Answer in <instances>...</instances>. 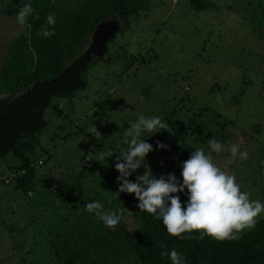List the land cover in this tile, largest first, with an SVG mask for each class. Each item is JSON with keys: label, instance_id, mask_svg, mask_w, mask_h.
Segmentation results:
<instances>
[{"label": "rangeland", "instance_id": "rangeland-1", "mask_svg": "<svg viewBox=\"0 0 264 264\" xmlns=\"http://www.w3.org/2000/svg\"><path fill=\"white\" fill-rule=\"evenodd\" d=\"M204 1L213 6L197 12L190 0H153L148 11L130 18L124 35L112 39L110 52L117 61L109 66L101 61L91 64L83 91L71 101L52 100L43 116L45 128L36 135L31 163L37 172L46 173L45 186L37 181L35 191L24 195L14 188L22 171L8 169L15 164L11 158L8 166L0 161V264L43 262V248L33 236L45 230L43 217L38 215L58 207L52 193L70 169L88 173L79 195L89 200L100 192L104 199L95 201L110 211L119 188L117 157L128 147L123 142L124 131L141 114L159 116L168 125L142 136L153 148L144 160L153 176L174 173L182 183V164L189 159L183 147L203 148L217 167L236 177L241 191L250 193V200L264 204V0ZM27 2L0 0V66L6 46L24 27L5 15L3 3L15 11ZM92 124L101 133L99 140L90 133ZM213 138L224 145L223 151L212 152L208 141ZM157 142L167 148H157ZM232 144L246 151L247 159L241 160L239 153L232 157ZM92 149L97 157L100 152L113 155L100 162L88 161L85 157ZM144 171L141 166L128 179L136 182ZM91 178L97 182L91 184ZM46 186L53 192L48 193ZM42 199L45 203L39 208L37 202ZM135 200V194L120 193L114 205L124 209L119 224L127 233L138 227L131 217ZM90 214L98 219L95 212ZM263 218L264 212L257 221ZM89 232L93 239L104 238L96 226ZM105 246L101 257L125 248L113 239ZM110 264L136 263L125 258Z\"/></svg>", "mask_w": 264, "mask_h": 264}, {"label": "trees", "instance_id": "trees-1", "mask_svg": "<svg viewBox=\"0 0 264 264\" xmlns=\"http://www.w3.org/2000/svg\"><path fill=\"white\" fill-rule=\"evenodd\" d=\"M69 1L71 0H28L27 3L20 4L15 11H11L9 6L3 3L5 15L15 20L24 4H31L34 11L27 17L22 32L6 46L0 66V94L20 93L37 80H49L57 75L66 64L82 52L87 45L88 36L102 20L115 15L122 16L127 24L118 34L124 35L129 29L130 18L148 11L153 0H72L71 3ZM65 4L66 7H63ZM190 5L197 12H205L213 6L204 0H190ZM49 14L56 17L55 25L48 26L49 30H54L55 35L46 38L37 35V32L46 24ZM35 16L39 19H34ZM113 42L115 40L109 41V46L107 45L108 61H101L107 66L117 61L116 55L110 52ZM97 61H94L92 66ZM139 63L144 64L142 61ZM87 72L83 73L85 79L88 76ZM75 96L76 93L53 95L46 109L50 108L54 98L71 101ZM254 128L256 132L257 128ZM41 131L22 136L12 151L0 157V161L6 163L8 158H11V163L17 164L9 166L10 171H22V175L16 179L14 188L21 190L24 195L35 191L37 181L41 182V186H45L42 178L46 173L41 174L36 171L33 164L31 166L35 154L33 144L36 135ZM192 151H194L192 147H183V153L187 158H190ZM46 161L48 159L44 162ZM39 164L43 165V162ZM88 177V173L83 171L77 173L70 169L69 176L59 183L54 192L50 190L49 185L46 186L47 192H53V197L59 203L53 212L47 210L46 213H42L43 215L41 213L38 215L39 218L43 217L45 230H39V233L33 236L38 238L36 245L43 248V262L36 259L34 264H110L113 260L125 258H132L136 264H171L169 257L161 256V253L170 252L172 249L186 258V264H264V218L257 221L254 228L245 231L238 240L217 241L207 236L200 240V234L197 232L184 233L182 239L169 235L162 219L140 211L137 207L139 201L136 199L132 204L131 217L138 227L127 233L124 227L118 224L113 230L103 226L104 223L99 218L94 219L91 214L89 215L90 212L85 210V205L95 201L97 197L104 199L98 191L91 195L89 200L79 195L81 181L85 182V178ZM95 180L96 178H91L90 183H96ZM176 195H179L181 204L186 206L187 189ZM113 199L110 211L117 210L114 205L119 198L115 196ZM37 203L40 208L45 201L42 199ZM91 226L98 227L104 238H91L89 232ZM111 239L118 245L124 244L123 252L115 251L112 255L106 253L107 256L101 257L100 253L105 251V245ZM161 242L166 247H160Z\"/></svg>", "mask_w": 264, "mask_h": 264}, {"label": "clouds", "instance_id": "clouds-1", "mask_svg": "<svg viewBox=\"0 0 264 264\" xmlns=\"http://www.w3.org/2000/svg\"><path fill=\"white\" fill-rule=\"evenodd\" d=\"M33 11L31 4H24L16 15L17 23L23 26ZM34 19L39 17L35 16ZM55 23V15L49 14L46 24L37 35L52 37L55 32L49 30L48 26H54ZM7 99V94H0V101ZM129 125L128 130L124 131L123 141L128 147L119 153L115 165L116 171L120 173L117 178L118 192L114 193L117 198L120 193L135 194L140 211L162 219L167 233L182 239L184 233L197 232L200 240L207 236L217 241H234L240 238L243 230L255 227L257 217L264 212V204L258 200H250V193L241 191L234 175L217 167L211 153L206 154L203 148H196L191 152L190 158L182 164V183L177 181L174 173L155 178L149 166L144 163L145 157L153 148L142 136L144 132L155 133L158 132L157 129H167L168 125L159 116L146 117L143 114ZM90 133L98 140L101 138V133L94 124ZM208 144L212 152L219 153L224 149V145L214 138ZM157 148L166 149L167 145L157 142ZM229 151L232 157L239 153L241 160L247 159L248 153L240 152L236 144L230 145ZM112 155L111 151L100 152L97 157L95 149H92L85 159L100 162ZM141 166L145 171L136 176V182H131L128 178ZM185 189L188 203L183 206L176 194L183 193ZM85 210L95 212L105 226L113 230L120 223L124 212V209L107 211L98 201L86 204ZM160 247L166 245L161 242ZM161 256H168L171 264H186V258L175 249L162 252Z\"/></svg>", "mask_w": 264, "mask_h": 264}, {"label": "water", "instance_id": "water-1", "mask_svg": "<svg viewBox=\"0 0 264 264\" xmlns=\"http://www.w3.org/2000/svg\"><path fill=\"white\" fill-rule=\"evenodd\" d=\"M126 24L120 15L100 21L88 36L82 52L57 75L49 80H37L24 91L7 94L9 99L0 101V157L12 151L22 136L44 128L43 116L50 97L78 93L86 88L83 73L94 61H108L107 45Z\"/></svg>", "mask_w": 264, "mask_h": 264}, {"label": "flooded vegetation", "instance_id": "flooded-vegetation-1", "mask_svg": "<svg viewBox=\"0 0 264 264\" xmlns=\"http://www.w3.org/2000/svg\"><path fill=\"white\" fill-rule=\"evenodd\" d=\"M6 102H7V101H6ZM7 103H9V101H8Z\"/></svg>", "mask_w": 264, "mask_h": 264}]
</instances>
